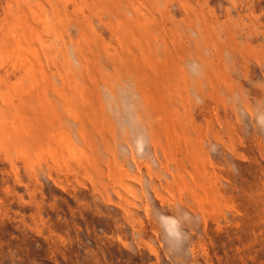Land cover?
<instances>
[{"label":"rangeland","instance_id":"obj_1","mask_svg":"<svg viewBox=\"0 0 264 264\" xmlns=\"http://www.w3.org/2000/svg\"><path fill=\"white\" fill-rule=\"evenodd\" d=\"M0 264H264V0H0Z\"/></svg>","mask_w":264,"mask_h":264}]
</instances>
